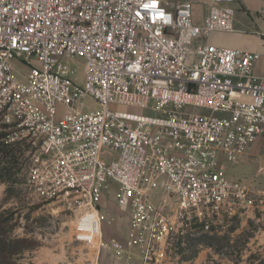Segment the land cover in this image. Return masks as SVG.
I'll return each instance as SVG.
<instances>
[{
  "label": "built area",
  "instance_id": "2783aa9c",
  "mask_svg": "<svg viewBox=\"0 0 264 264\" xmlns=\"http://www.w3.org/2000/svg\"><path fill=\"white\" fill-rule=\"evenodd\" d=\"M232 3L210 0L198 24L193 0H0V122L34 150L33 195L77 205V241L158 264L186 227L210 232L250 207L224 165L264 145L260 56L202 42L234 31ZM15 60L29 68L22 78ZM87 98L98 109L86 111ZM110 185L128 221L123 243L103 242L98 205Z\"/></svg>",
  "mask_w": 264,
  "mask_h": 264
},
{
  "label": "rangeland",
  "instance_id": "374dc122",
  "mask_svg": "<svg viewBox=\"0 0 264 264\" xmlns=\"http://www.w3.org/2000/svg\"><path fill=\"white\" fill-rule=\"evenodd\" d=\"M170 4L184 0H167ZM209 5L198 3L195 10L204 18ZM193 5V16L195 19ZM63 62H66L63 60ZM71 75L79 86L84 85V63L79 58L67 61ZM22 78L29 68L12 62ZM32 66L39 68L38 62ZM86 111L98 109L89 98ZM152 103H150V106ZM142 116H158L148 110L125 109ZM196 112V110H194ZM62 111L59 110V117ZM0 263L2 264H140L137 258L118 259L110 252L97 250L75 238L77 205L69 197L43 201L33 195L27 184V168L34 153L28 141L14 127L0 122ZM237 165H224L230 178L243 181L251 196L250 207L233 217L224 218L212 231L197 226L185 228L175 237L165 258L158 264H264V149ZM116 156V155H115ZM114 156V158H115ZM102 218L103 242L123 243L128 221L115 207V186L110 185L98 205Z\"/></svg>",
  "mask_w": 264,
  "mask_h": 264
},
{
  "label": "crops",
  "instance_id": "0c3cea01",
  "mask_svg": "<svg viewBox=\"0 0 264 264\" xmlns=\"http://www.w3.org/2000/svg\"><path fill=\"white\" fill-rule=\"evenodd\" d=\"M193 2L196 13L194 21L200 24L203 18L198 17L195 7L198 3L209 5L210 0H193ZM177 4L179 3L171 5L176 6ZM232 7L235 10L234 31L212 33L203 38L202 42L217 48L234 49L259 55L260 60L255 64L254 73L261 76L264 73V0H234ZM259 147L264 149L261 141L254 145L251 156L257 154Z\"/></svg>",
  "mask_w": 264,
  "mask_h": 264
},
{
  "label": "trees",
  "instance_id": "16d2710c",
  "mask_svg": "<svg viewBox=\"0 0 264 264\" xmlns=\"http://www.w3.org/2000/svg\"><path fill=\"white\" fill-rule=\"evenodd\" d=\"M0 155H1V159L3 160V159H5V160H7L6 161V163H10L9 161H8V159L10 160L11 159V157H10V155H8V152H5V151H3V150H0ZM0 264H2V263H0Z\"/></svg>",
  "mask_w": 264,
  "mask_h": 264
},
{
  "label": "snow or ice",
  "instance_id": "6c2138e0",
  "mask_svg": "<svg viewBox=\"0 0 264 264\" xmlns=\"http://www.w3.org/2000/svg\"><path fill=\"white\" fill-rule=\"evenodd\" d=\"M156 5L155 4H145L144 7L147 9V8H150V7H155Z\"/></svg>",
  "mask_w": 264,
  "mask_h": 264
},
{
  "label": "bare ground",
  "instance_id": "6f19581e",
  "mask_svg": "<svg viewBox=\"0 0 264 264\" xmlns=\"http://www.w3.org/2000/svg\"><path fill=\"white\" fill-rule=\"evenodd\" d=\"M87 228V227H86Z\"/></svg>",
  "mask_w": 264,
  "mask_h": 264
}]
</instances>
